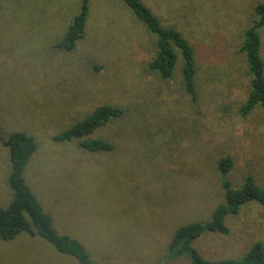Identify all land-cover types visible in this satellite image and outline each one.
<instances>
[{"label": "rangeland", "instance_id": "374dc122", "mask_svg": "<svg viewBox=\"0 0 264 264\" xmlns=\"http://www.w3.org/2000/svg\"><path fill=\"white\" fill-rule=\"evenodd\" d=\"M81 0H0V135L37 145L24 180L60 235L78 241L95 264H191L170 259L174 232L207 222L223 202L216 162L229 156L234 187L264 184V114L242 118L249 79L242 35L264 0H141L178 30L200 66L196 102L178 72L148 70L153 40L121 0H90L85 38L66 53L63 38ZM264 61V30L260 31ZM104 105L125 112L83 140L113 149L87 153L53 137ZM9 151L0 145V208L12 191ZM264 209L251 204L227 221L228 235L193 246L210 261L239 258L264 243ZM0 264H79L38 237L0 241Z\"/></svg>", "mask_w": 264, "mask_h": 264}, {"label": "trees", "instance_id": "16d2710c", "mask_svg": "<svg viewBox=\"0 0 264 264\" xmlns=\"http://www.w3.org/2000/svg\"><path fill=\"white\" fill-rule=\"evenodd\" d=\"M137 22L154 38V51L148 62V70L161 81H169L178 72L185 95L196 102L200 88V66L190 43L173 27L165 26L160 18L141 0H121ZM90 0H81L78 13L73 17L61 41L55 48L72 52L76 44L85 38ZM254 20L242 35L240 54L244 59L249 79L248 92L238 113L242 118L259 109L264 114V61L261 57L260 31L264 30V1L253 9ZM125 112L109 105L96 108L82 121L53 137L57 143H70L93 135L111 120L122 118ZM0 145L9 151L11 172L8 185L12 199L6 208H0V241H11L20 234L38 237L52 245L65 256L75 258L79 264H95L85 248L76 240L60 235L53 228L51 218L43 211L37 198L24 180L25 167L36 152L35 140L24 133H14L6 141L0 135ZM79 147L87 153H108L113 147L104 140H81ZM223 202L217 205L207 222H193L178 228L168 244L170 259L182 256L191 264H264V243L254 242L239 258L210 261L201 256L193 246L206 234L228 235L227 221L239 215L242 208L255 204L264 209V184L258 186L247 176L239 187L228 179L233 161L227 156L216 162ZM264 213V212H263Z\"/></svg>", "mask_w": 264, "mask_h": 264}]
</instances>
